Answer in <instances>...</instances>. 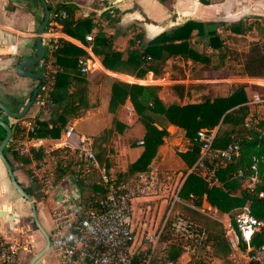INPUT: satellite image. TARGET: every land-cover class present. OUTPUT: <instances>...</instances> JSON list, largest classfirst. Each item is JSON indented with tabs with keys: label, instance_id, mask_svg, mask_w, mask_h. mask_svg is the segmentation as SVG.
<instances>
[{
	"label": "trees",
	"instance_id": "trees-1",
	"mask_svg": "<svg viewBox=\"0 0 264 264\" xmlns=\"http://www.w3.org/2000/svg\"><path fill=\"white\" fill-rule=\"evenodd\" d=\"M165 1L159 0L161 3ZM168 1L173 2L174 0ZM199 1L207 3L206 0ZM47 8L50 13L60 10L66 13L65 18L56 19V21L60 24L61 31L73 38L82 39L85 34L90 32L92 27H95L91 42V52L98 58L104 69L112 72L124 73L135 77H142L148 71L157 74L159 67L163 65L167 58L172 56L199 61L204 66L207 65V70H215L220 68L222 60L228 53L225 48V40L219 37L212 29L205 28L206 23L187 20L167 31H162L138 48L133 46L140 41L142 33L135 32L128 39L127 48L123 56L122 51L114 49L111 37L103 31L102 27L92 21L93 17L75 18L73 16L74 6L65 2L56 3L54 6L47 5ZM111 12L118 13L115 9ZM108 13V11H105L102 15L107 18L109 16ZM261 17L264 18V16L255 15L244 16L235 23L225 24L224 30L233 35L242 34L254 28L245 24L244 21L246 19L252 18L255 21ZM259 29L264 32V26L259 27ZM192 32L204 38V45L212 52L213 59L209 55L204 54L205 52L191 45ZM230 53L241 57L242 74L244 76L264 78V44L257 41L252 42L244 53L239 55L232 51ZM84 54L85 52L82 49L68 45L61 39L56 40L52 44L50 56L54 58V61L46 72L48 85H46V97L44 99L49 106V116L45 120H39L25 114L19 119H14L15 124L29 118L36 126L35 136L54 140L68 122L81 117L87 109L94 107V103L88 102L87 81L76 66L77 58ZM214 54L217 56H214ZM44 59L45 56L43 55L42 62L45 61ZM212 60L213 63L211 62ZM41 70L43 71L44 68ZM114 84L112 86L114 93L112 92L110 104H113V102L120 104L125 99H128L137 119L140 120L144 127L141 139L143 147L141 153L133 162L126 166L124 171L115 175L113 178L114 183L129 180L135 174L148 169L152 158L163 145V137L166 135V127L168 125H174L182 129L184 136L188 139L190 148L183 155L188 164L192 163L198 154V145L191 141L195 131L199 128L217 127L213 146L221 148L229 141H237L241 146L240 158L230 162L225 167L217 169L214 174V183L211 185H207L198 173L189 172L180 188L181 197L186 198L188 194L194 195L196 197L195 204L200 207L201 198L204 196L218 213L232 215L247 205L254 216H264V196L258 198L256 195L257 191H264V136L258 138L254 133L248 132L242 127L243 119L251 112L249 106L244 104L249 98L246 89L248 87L250 89V85L247 83H231L227 86L224 94L215 93L211 97L205 96L194 103L172 102L164 104L156 96L158 90L156 86L120 81ZM35 88L36 86L29 92L28 97H30ZM42 93H44L42 89L37 91L38 95ZM257 93L264 97L261 92ZM262 110L264 112V102L262 103ZM119 126H121L120 123L117 120H113L112 127L104 128L92 137L94 155L97 161L104 163L105 166L107 145L113 132L118 131ZM10 129L11 139L15 131V125H11ZM3 135L4 130L0 127V140ZM5 151L11 155L18 166L28 165L33 160H41L46 163V160L49 159L54 162L52 172L50 175L46 174L52 185H55L66 173L72 172L75 185L78 188L89 186L91 189V193L85 197L86 205H94L104 194L102 186L95 184L94 181L90 184L84 183L78 171L69 170L71 165L66 164L62 159L64 150L61 148L51 150L46 154H43L41 150L31 149L29 155L22 156L13 151L8 143L3 149V154ZM251 155L259 159L258 175L260 183L256 186L253 193H249L243 188L241 181L233 175L234 170L238 166L248 163ZM25 174L28 176L29 185L22 187L23 190L35 200H41V195L33 193L35 187L33 186L34 180L31 178L30 169H26ZM83 214L81 211L80 216ZM184 216L195 222L198 221L207 233L206 245L211 248V251L208 252L205 247H201L197 251L206 253L209 257L217 259L224 264H233L227 260L228 245L221 225L216 220L207 217L203 212L193 209H187V214ZM262 243H264V226L259 232L251 236L249 245L257 247ZM158 244L162 245L161 252L163 257L161 260L153 257L150 264H162L163 261L167 260L176 261L183 251L185 241L171 234L165 228ZM193 262L194 264L200 263V261L196 260H193Z\"/></svg>",
	"mask_w": 264,
	"mask_h": 264
},
{
	"label": "crops",
	"instance_id": "crops-1",
	"mask_svg": "<svg viewBox=\"0 0 264 264\" xmlns=\"http://www.w3.org/2000/svg\"><path fill=\"white\" fill-rule=\"evenodd\" d=\"M44 1L50 6L60 2L72 4L75 18L93 17L92 21L102 27L103 31L111 37L114 49L122 51L123 56L127 48V41L135 32L142 33L140 41L133 46L138 48L162 31H167L187 20L209 23L234 21L241 19L242 16H264V14L251 13L235 16L239 10L238 4H255L264 8V1L261 0H231V3L227 6L223 2L200 4L198 0H174L173 2L166 0L163 3L159 2V0ZM113 9L117 10L118 13H112ZM105 11L109 12L107 18L102 15ZM50 16L51 13L49 12V18L41 36L42 56H45V61L42 62L41 58L37 65L24 67L23 70L42 74L45 77V86H43L46 87L48 85L46 72L54 61V58L50 56V51L52 44L58 39L65 41L68 45L82 49L85 52L83 56L90 58V63H88L89 70L82 75L87 81L88 102L95 105L87 109L81 117L68 122L65 126H71L73 132L78 135H90L93 137L102 129L112 127L113 120H117L120 123L121 126L118 127V131L113 132L107 145L105 156L107 172L112 178L117 173L124 171L126 166L139 156L143 147L142 142L141 144H138V142L142 141L144 133V127L132 128L137 116L134 110L130 113L125 108L126 106L132 108L128 99H125L121 104L116 102L110 104L113 92L112 86L115 85V82L156 86L158 87L157 98L164 104H169L172 102H198L207 95L217 93L219 87L213 84L232 80L228 76L221 78L213 69L207 70V65L204 66L199 61L179 56L167 58L163 65L159 67L157 74L148 71L142 77L106 70L102 67L98 58L92 54L91 49L85 50L84 38L77 39L63 33L60 24L54 23ZM41 17L42 7L38 0H0V103L13 113L18 112L23 107L29 98V92L39 84V80L34 77L18 75L15 68L18 62L33 57L35 34ZM95 29V27H92L90 32L94 34ZM196 39L197 35L192 32L190 43L194 48L197 44ZM200 43V45L204 46L201 41ZM9 46L11 48H8ZM43 68L44 70L42 71L41 69ZM41 97H44L42 104L39 103ZM45 97V91L41 95L36 94L35 101L26 114L39 120L47 119L49 106L45 103ZM0 120L8 124L9 127L15 125L14 134L11 139L9 138L10 142L8 141L12 148L19 137V122L15 124V120L1 110ZM63 129L54 140L41 138L43 144L46 147L53 145L59 139ZM132 140L134 141L132 142ZM189 148L190 143L184 136L183 130L177 126L168 125L166 127V135L163 137V145L152 158L148 168L173 170L179 173L185 172L195 161L188 164L183 157ZM179 149H182L183 152H179ZM4 156L10 164L16 179L15 172L19 170V166L9 153L6 155L4 152ZM30 165L32 167V163ZM71 169L74 168L71 166L69 170ZM20 177L26 176L22 173ZM96 179L97 175L95 173L87 177L89 182ZM8 182L5 169L0 161V207L9 213L16 212L19 217L18 209L23 206V203L18 201L17 195L15 194L13 198L10 197L8 200L2 198L3 194L8 193L9 195ZM17 182L19 183V181ZM25 184L22 187L29 185L28 177H26ZM85 187L78 188L75 185L74 174L72 172L66 173L53 185L52 190L47 193L43 200L36 202L37 221L47 235L52 228L50 211L57 204L56 195L62 192L68 195L73 192V189H77V199L71 203L65 202L63 204L70 210L76 209L75 212L77 213L80 210L78 201L81 196H84ZM154 204V201L148 197L135 199L132 202V225L137 224V222L142 225L141 218L143 213L151 212L150 209H153ZM199 211L203 213L206 211L211 212V217L216 221L224 220L227 216L225 213H218L204 196L201 198ZM138 218H140V221H138ZM0 230L2 231L0 233L9 237L8 234L11 230L8 229L7 223L3 219H0Z\"/></svg>",
	"mask_w": 264,
	"mask_h": 264
},
{
	"label": "built area",
	"instance_id": "built-area-1",
	"mask_svg": "<svg viewBox=\"0 0 264 264\" xmlns=\"http://www.w3.org/2000/svg\"><path fill=\"white\" fill-rule=\"evenodd\" d=\"M65 16L63 10L53 11L50 19L57 23L56 19H63ZM83 38L86 44L85 50L91 49L93 34L89 32ZM88 63L90 58L85 56L77 58L76 66L81 74L89 70ZM41 89L46 91L47 86H42ZM43 98H40V104ZM263 102L264 97L252 93L244 103L249 106L251 112L243 119L242 127L258 138L264 136ZM125 108L128 112H133L130 106ZM18 125L19 137L12 147L13 151L26 156L31 149L41 150L46 154L61 148L64 150L62 159L66 164L71 165L74 171L79 172L84 183L90 184L87 177L95 173L97 179L94 183L104 188L103 196L94 205H86L81 216L63 204H55L51 209L52 228L48 238L49 250L53 254L55 264H150L165 228L171 234L183 239L185 245L176 261L167 260L162 264H194L193 260L200 261L199 264L216 263V260L206 253L196 252L201 247H205L207 251L210 249L206 245L205 229L174 209L177 205L183 204L189 209L199 211L194 195L188 194L186 198L180 195L185 176L189 172L198 173L207 185H211L214 183L217 169L240 158L239 142L229 141L221 148L214 147L217 127L199 128L191 139L198 145V154L185 172L148 168L129 180L114 183L104 163L97 161L90 135H78L73 132L71 126H65L59 139L53 145L46 147L41 137L35 136L36 126L31 119H23ZM138 144H141V141ZM178 151L183 152L182 149ZM258 162L259 159L251 155L247 164L238 166L233 172L234 177L241 181V186L249 193L255 192L256 186L260 183ZM31 163L30 174L35 187L33 193L41 195L43 199L53 188L47 179L46 163L41 160H33ZM256 195L261 198L264 196V191L259 190ZM147 197L155 203L151 211L156 210L161 200L164 201V208L159 220L154 223V228L150 231L144 228L143 236L136 243L134 228L131 225L132 202ZM145 215L146 213H143L141 219L143 227L148 225ZM218 222L223 226L224 238L225 241L227 240L230 254L234 252L242 257L244 264H264V243L257 247L249 245L251 236L264 226V216H254L245 205L240 211L232 215L227 214L224 220ZM19 248L16 240L0 233V264H14ZM183 255H186L187 259L181 261ZM232 262L236 264L235 261Z\"/></svg>",
	"mask_w": 264,
	"mask_h": 264
},
{
	"label": "rangeland",
	"instance_id": "rangeland-1",
	"mask_svg": "<svg viewBox=\"0 0 264 264\" xmlns=\"http://www.w3.org/2000/svg\"><path fill=\"white\" fill-rule=\"evenodd\" d=\"M199 1V0H198ZM206 4H212V3H220L223 2L225 6L229 5L231 0H206ZM264 1V0H261ZM200 2V1H199ZM200 4H205L200 2ZM243 17V16H242ZM241 17V18H242ZM238 20V19H237ZM237 20L234 21H219V22H209L205 24V28L212 29L219 37H222L225 40V48L228 53H226V57L222 60L220 68L215 69V72L223 78L225 76L230 77L232 79L230 82H219L213 85H217L219 87L217 93H226V88L229 85V83L233 84H239V83H247L248 85L251 86L246 89L247 96L250 97L252 93H257L261 92L264 94V78L261 77H246L242 74V67H241V57L236 56L235 54L230 53V51L237 53L238 55L241 53H244L249 45L252 42H259L264 44V32L259 29V27L264 26V18H259L258 20L249 18L246 19L244 22L246 25H249L251 27H254L253 29L251 28L248 31H245L242 34H229L227 31L224 30V25L227 23H235ZM259 26V27H258ZM200 40L204 44V39H202L201 36H197V44L195 45L196 49L205 52L204 54L209 55L211 59H213V54L210 52V50L204 45H200ZM216 54H214L215 56ZM217 56V55H216ZM213 63V60L211 61ZM209 64V63H208ZM209 70V69H208ZM210 86V85H209ZM216 93V92H215ZM212 95V94H211ZM211 95H207L211 97ZM121 104V103H120ZM143 127V124L140 122V120H136V122L132 125V128H137V127ZM134 140H132L133 142ZM5 154L8 155V153L5 151ZM54 167V162H51L49 159L46 160V166H45V171L46 174L50 175ZM31 165L24 164V165H19V170L16 171V176L17 180L19 181L20 185L23 186L26 181V177H28L25 174L26 169H30ZM15 171V170H14ZM26 176L21 178L20 175ZM27 184V183H26ZM25 184V185H26ZM53 186V185H52ZM9 195L8 193L3 194L2 198L4 200H8L10 197L13 198L14 195L16 194L12 186L7 184ZM91 193V189L89 186H86L84 188V196H81L79 199V204H80V210L78 211V215L80 214L81 211L85 210L86 207V199L85 197ZM33 199L34 207L36 202L38 200ZM43 200V199H41ZM164 208V201L161 200L159 201L156 210H153L151 212H146L145 218L146 221L148 222V225L146 227H143L137 222V224L133 225L134 228V234L136 236V243L140 237L143 236L145 229L150 231V229L154 228V223L159 220L161 213ZM187 208L183 204H179L175 207V211H177L180 214L186 215L187 214ZM19 217L16 218L14 221L13 227L11 229V232L8 234L9 239L16 240L19 243V252L15 257V264H30L32 257L37 254L43 247H44V239L41 236V234L31 225L32 223V214H31V209L30 206L27 202L23 203V206L19 207ZM35 213H36V208H35ZM207 217H211L212 213L209 211H206L203 213ZM37 215V214H36ZM77 215V216H78ZM38 219V218H37ZM142 219V218H141ZM212 219V217H211ZM214 219V218H213ZM144 220V219H143ZM215 220V219H214ZM138 221H140V218H138ZM198 224H200L198 221H196ZM218 222V221H217ZM220 225L221 223L218 222ZM153 224V225H152ZM132 225V222H131ZM222 231H223V226L221 225ZM1 231V230H0ZM2 232V231H1ZM224 235V233H223ZM227 241V240H226ZM161 244L157 245V250L155 253L154 258L161 260L163 257V253L161 252ZM210 248V247H209ZM211 251V248L208 250V252ZM197 253H201L199 251H196ZM187 259L186 255H183L182 258L180 259L181 261H184ZM216 260V263L214 264H224L221 261ZM227 260L231 263L232 261H235L236 264H244V259L237 255L236 253L232 252L230 254V250L228 249V254H227ZM35 264H55V260L53 257V254L49 249H47L38 259L36 260ZM235 264V263H233Z\"/></svg>",
	"mask_w": 264,
	"mask_h": 264
},
{
	"label": "water",
	"instance_id": "water-1",
	"mask_svg": "<svg viewBox=\"0 0 264 264\" xmlns=\"http://www.w3.org/2000/svg\"><path fill=\"white\" fill-rule=\"evenodd\" d=\"M41 7H42V17L41 21L38 24V27L36 29V34H35V51L33 57L23 60L17 63L16 65V73L18 75L22 76H28V77H34L39 80V84L36 86V88L32 91L30 97L26 101V103L23 105V107L16 113H13L9 111L3 104L0 103V110L3 111L7 116H9L12 119H19L23 115L26 114L28 111L29 107L32 105L37 91L41 89V87L45 84V77L37 73L35 71H24V67H29L33 66L36 63H38L41 58H42V42H41V36L43 34L44 28L46 26V23L49 18V10L47 8V4L44 0H38ZM239 10L236 12L235 16L242 15V14H264V8L259 5L255 4H241L239 5ZM0 127L4 130V135L3 138L0 140V161L3 164V167L5 169L6 176L9 180L10 185L14 189L17 199L19 202L24 203L27 202L30 206L31 209V214H32V223L31 225L42 235L44 239V247L37 253L35 254L32 259L30 264H34V262L40 257L48 248H49V238L47 233L44 231V229L41 227V225L37 221L36 213H35V207L33 203L32 197H30L22 188V186L16 181L11 166L6 160L4 154H3V149L5 148L6 144L9 141L10 135H11V129L6 124L5 122L0 120ZM69 196V197H68ZM78 197V190L73 189V192L71 194L66 195L64 192L58 193L56 195V202L57 204H64L65 202L71 203L75 201ZM76 211V209H72ZM18 217V214L16 212H7L6 210L2 209L0 207V219H3L5 223H7L8 229L11 230L13 227V221L15 218Z\"/></svg>",
	"mask_w": 264,
	"mask_h": 264
}]
</instances>
